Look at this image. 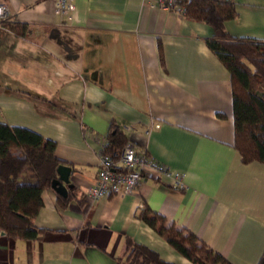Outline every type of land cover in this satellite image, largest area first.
I'll use <instances>...</instances> for the list:
<instances>
[{
    "label": "crops",
    "instance_id": "obj_1",
    "mask_svg": "<svg viewBox=\"0 0 264 264\" xmlns=\"http://www.w3.org/2000/svg\"><path fill=\"white\" fill-rule=\"evenodd\" d=\"M232 1L237 14L226 30L264 40V0ZM6 3L8 20L29 32L0 28V122L54 140L73 186L65 197L43 190L38 238L0 233V264H129L127 238L172 264H194L138 217L144 206L232 264H257L264 163L242 162L233 145L231 78L205 43L212 28L142 0H74L66 26L55 0ZM115 129L181 172L184 187L145 175L132 193L91 203L85 192Z\"/></svg>",
    "mask_w": 264,
    "mask_h": 264
},
{
    "label": "trees",
    "instance_id": "obj_2",
    "mask_svg": "<svg viewBox=\"0 0 264 264\" xmlns=\"http://www.w3.org/2000/svg\"><path fill=\"white\" fill-rule=\"evenodd\" d=\"M177 2L187 18L212 28V35L205 38V43L230 73L233 145L242 162L264 163V40L236 37L226 30L225 22L237 14L232 0ZM3 26L15 35L29 32L26 24L8 18ZM159 51L163 61L160 42ZM126 142V135L115 129L109 133L102 150L117 157ZM55 146L54 140L27 127L0 122V233L13 239L39 237L34 217L43 204L41 194L44 189L52 188L51 182L57 177L56 168L61 163ZM138 217L194 264H232L191 230L168 222L164 215L148 206L139 211ZM126 247L129 264H172L130 238H127ZM257 264H264V256Z\"/></svg>",
    "mask_w": 264,
    "mask_h": 264
},
{
    "label": "built area",
    "instance_id": "obj_3",
    "mask_svg": "<svg viewBox=\"0 0 264 264\" xmlns=\"http://www.w3.org/2000/svg\"><path fill=\"white\" fill-rule=\"evenodd\" d=\"M143 6L174 9L183 14V7L177 0H142ZM74 0H55V15L59 24L66 26L73 21ZM9 17L6 0H0V28ZM99 168L93 183L87 188L85 197L95 203L101 198L132 193L145 175L168 179L171 187L183 188V174L167 164L150 157L127 141L117 157L99 151Z\"/></svg>",
    "mask_w": 264,
    "mask_h": 264
},
{
    "label": "water",
    "instance_id": "obj_4",
    "mask_svg": "<svg viewBox=\"0 0 264 264\" xmlns=\"http://www.w3.org/2000/svg\"><path fill=\"white\" fill-rule=\"evenodd\" d=\"M70 171L71 167L60 163L57 168V177H55L51 182V187L62 196H67V191L73 185L70 183Z\"/></svg>",
    "mask_w": 264,
    "mask_h": 264
}]
</instances>
